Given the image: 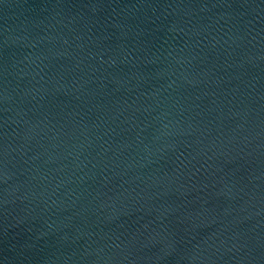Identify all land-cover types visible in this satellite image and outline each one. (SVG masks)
Returning <instances> with one entry per match:
<instances>
[{"label":"water","instance_id":"1","mask_svg":"<svg viewBox=\"0 0 264 264\" xmlns=\"http://www.w3.org/2000/svg\"><path fill=\"white\" fill-rule=\"evenodd\" d=\"M0 264H264V0H0Z\"/></svg>","mask_w":264,"mask_h":264}]
</instances>
